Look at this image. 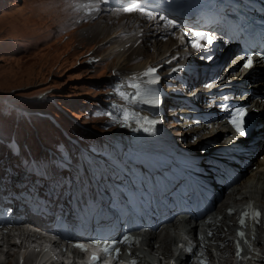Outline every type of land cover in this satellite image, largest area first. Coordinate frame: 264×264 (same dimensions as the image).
Segmentation results:
<instances>
[{"label": "bare ground", "instance_id": "1", "mask_svg": "<svg viewBox=\"0 0 264 264\" xmlns=\"http://www.w3.org/2000/svg\"><path fill=\"white\" fill-rule=\"evenodd\" d=\"M88 3L89 0H77L73 3L72 11L79 15L80 22L90 20V25H86L89 29L97 28L95 31H87V40L93 43L91 46L93 52L101 50L103 52L101 51L102 54L99 55H87L85 61L93 63L95 60L93 58L97 57L98 62H104L107 63L106 66H111L110 74L106 79L110 85L106 94L108 95L106 100L109 101L110 105L106 110H112V115L107 117L106 121L117 123L115 128L110 129L111 132L104 135L95 133L100 136L98 139L105 136L106 139L110 138L114 142H118L120 139L127 138L128 131H133L136 124L135 118L143 112L137 107L138 104H142L139 96L146 91L143 79L147 75L160 74L162 82L165 84L169 82V95L176 96L185 93V100L180 101L187 103V105L169 111V118L164 120L174 128L179 142L177 149H170L176 164L164 168L162 173L159 172V176L163 178L164 175L165 180H156V174L153 175L154 180L161 181L164 192L169 194L168 187L175 180L180 182L177 186H181L184 183V181H180L181 179H187L201 171L202 168L195 164L193 156L183 155V152L187 153L188 151H194L196 155H204L203 160L206 157H208V161L212 160L211 156H213L221 160L219 161L220 165H224V161H226L237 168L239 164L234 156H227L226 151H222L225 148L232 150V141L236 140L234 134L230 133L228 125L223 121L210 122L207 125L196 124L193 118L176 121L172 119L171 114H176V117H179V112H187L191 106L188 104L189 100L202 99L208 95L207 92L213 85L220 88L216 91L218 95L227 93L232 96L233 86L240 80V75L244 77L246 74L244 69L237 66L240 61L234 67H232L234 63L226 67H218L211 74V63L204 59L203 51L194 48L188 41V38L195 34L192 26L187 24L184 29H177L164 21L163 16L159 17L155 14V18H151L139 12H124L122 8L110 7L103 0H92L88 8L77 6ZM96 18L99 19L92 21ZM73 22L71 18H65L59 26L52 28L51 35L59 34L63 28H70ZM208 35L214 37L215 41L212 40L211 44L207 40L201 41L206 44V47L210 46L213 51L215 44L221 42V38L215 32H209ZM163 41L167 42L164 43ZM116 42L118 43L115 44ZM56 44L58 45V43ZM220 44L223 45V43ZM232 51H234L232 45L226 46L224 53L217 54V62L221 59L227 60L229 57L233 62L238 60L240 55L230 56ZM112 57H116V59L110 60ZM109 60L112 62L108 63ZM131 60H135V63L132 62V64ZM191 60L194 64H198L197 67L191 66L194 71L199 72V76H193L192 71H186L182 78H187L189 83L185 86L177 80V72L172 70V66L179 62H190ZM205 64H207L206 68ZM149 69H155V72L146 75ZM197 81L201 84H194ZM190 84L192 86L189 88ZM260 84L261 82L253 83L249 86L253 87ZM133 85L137 87H133ZM240 98L244 99L245 96ZM113 101H116L117 104L112 103ZM253 105L259 110L258 119L264 120V105L261 100H254ZM205 106H210L211 109L217 107L212 102ZM262 129L259 128L256 135L262 136ZM114 132L116 136L108 137ZM211 140L217 142L214 145L209 144L208 142ZM74 143L76 144L75 140ZM162 143L165 145V141ZM204 145L209 147L207 150L201 151ZM216 149L218 150L215 151ZM145 150L149 152L150 158L159 160L156 152H162L161 148L156 149L148 145ZM257 158L258 168L249 170L239 181L229 185L222 193V202H217L216 207L207 215V219H200L206 220V223L198 228L193 226L194 239L198 241L200 246L196 253L207 249L206 259L209 258L215 264H264V159H261L260 155ZM203 164L207 169L210 162L207 163L204 160ZM239 169L242 171V166ZM140 176L144 181L139 182L133 179L124 185H119L126 196L142 198L145 195L144 187L152 189L154 193L157 191L155 187L158 183L154 181L145 182L142 173ZM252 205L259 207L260 216L258 219H254L253 215H250L249 210ZM133 212L137 215L138 210L134 209ZM245 212L249 214L244 223L240 224L239 215ZM190 222L191 219L184 215L182 218H177L170 224L164 225L160 230L150 229L141 235L136 233L133 235L130 246H124L123 250L135 257L138 264H192L188 261L186 252L191 250L190 242L187 241L192 230L189 228ZM239 226L242 227L243 236L240 235L241 232H238ZM7 234L9 235L10 232ZM3 244L9 247L17 245L13 237L7 238ZM1 247L0 244V249H2ZM21 250L22 248L19 246L17 251L19 255ZM3 251L6 252V250ZM33 252L32 250L22 252V256H20L24 258L23 264H29ZM6 255L9 258L13 253L7 251ZM5 262L6 259L0 254V264ZM10 262L11 260L5 264Z\"/></svg>", "mask_w": 264, "mask_h": 264}, {"label": "rangeland", "instance_id": "2", "mask_svg": "<svg viewBox=\"0 0 264 264\" xmlns=\"http://www.w3.org/2000/svg\"><path fill=\"white\" fill-rule=\"evenodd\" d=\"M76 1L0 0V125L4 129L7 126L15 128L16 110L48 112L47 117L42 115L40 122L35 120L38 114L25 115L26 122L34 129L31 133L23 129L22 136L30 135L28 142L37 148L52 143L55 138H63L50 118L60 121L69 130L76 146L87 150L94 146L95 135L100 137L117 125L106 121L112 115L111 111L106 112L110 104L106 100L110 87L106 79L111 66L98 62L97 57L93 58V63L85 61L87 55H99L103 50L93 52L87 31L97 28L86 26L90 25V20L79 21V15L72 11ZM65 18L74 21L72 26L51 35L52 28ZM110 60L107 62L111 63ZM110 136H116L115 132ZM1 248L5 263L11 260L9 264H23V257L17 253L19 246L3 244ZM3 250L13 255L7 258ZM33 257H36L35 252Z\"/></svg>", "mask_w": 264, "mask_h": 264}, {"label": "snow or ice", "instance_id": "3", "mask_svg": "<svg viewBox=\"0 0 264 264\" xmlns=\"http://www.w3.org/2000/svg\"><path fill=\"white\" fill-rule=\"evenodd\" d=\"M91 2H92V0H89L88 4H78L77 6L81 7V8H88L89 4ZM128 3H129L130 6L123 7L122 11H124V12H139V13L145 15V16H148V17H151V18H155L152 12L147 11L146 8L144 6H142L141 0H128ZM164 19H167V18H164ZM167 23L170 24V25H173V26L176 25V22L174 20H167ZM213 39L214 38L210 37L207 33L197 32L195 34V37H194V40H193V46L197 47V48L203 47V45L200 43L201 40H207L208 43L211 44ZM261 55H264V54H261ZM252 63H253V61H252L251 57H249L247 62L244 64V67L245 68H250L252 66ZM154 72H155V69H149V71H148V73H146V75L154 73ZM133 87H137V86L133 85ZM245 112H246L245 109H237L236 110V114L234 115V117L230 121L235 126L236 130L241 135L245 134L244 133V128H243V117L245 115ZM248 214H249L248 212H245L243 215L247 216ZM252 215H253L254 219H258L259 216H260L259 210H253ZM241 223L242 224L244 223L243 218L241 219ZM240 235L243 236L244 235L243 232H241ZM126 239H127V237H125V240ZM77 247H80L81 249L86 250L85 246L82 245V244L81 245H77ZM109 247L110 246L106 245L105 248H104V251L108 252L109 251ZM116 251H117V253H119L118 249H116ZM97 259H99V257H97L95 254H93L92 260L96 261ZM133 264H135V262H133Z\"/></svg>", "mask_w": 264, "mask_h": 264}]
</instances>
